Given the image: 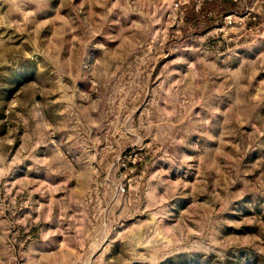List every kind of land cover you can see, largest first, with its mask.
<instances>
[{
    "label": "rangeland",
    "instance_id": "obj_1",
    "mask_svg": "<svg viewBox=\"0 0 264 264\" xmlns=\"http://www.w3.org/2000/svg\"><path fill=\"white\" fill-rule=\"evenodd\" d=\"M203 1L0 0V264H264V0Z\"/></svg>",
    "mask_w": 264,
    "mask_h": 264
},
{
    "label": "trees",
    "instance_id": "obj_2",
    "mask_svg": "<svg viewBox=\"0 0 264 264\" xmlns=\"http://www.w3.org/2000/svg\"><path fill=\"white\" fill-rule=\"evenodd\" d=\"M217 3V0H204L201 5L204 6L205 4H211V5H214ZM204 8V7H203Z\"/></svg>",
    "mask_w": 264,
    "mask_h": 264
}]
</instances>
